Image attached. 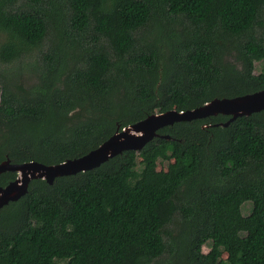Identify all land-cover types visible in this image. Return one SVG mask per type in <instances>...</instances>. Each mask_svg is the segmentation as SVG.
<instances>
[{
  "label": "trees",
  "instance_id": "obj_1",
  "mask_svg": "<svg viewBox=\"0 0 264 264\" xmlns=\"http://www.w3.org/2000/svg\"><path fill=\"white\" fill-rule=\"evenodd\" d=\"M259 61L264 0H0L16 68L0 73V162L61 163L150 114L264 89ZM228 119L31 180L0 210V264H264V110Z\"/></svg>",
  "mask_w": 264,
  "mask_h": 264
},
{
  "label": "water",
  "instance_id": "obj_2",
  "mask_svg": "<svg viewBox=\"0 0 264 264\" xmlns=\"http://www.w3.org/2000/svg\"><path fill=\"white\" fill-rule=\"evenodd\" d=\"M262 110H264V89L234 97L214 98L199 107L185 111L172 109L150 114L144 119L124 127L121 131H116L85 155L67 159L61 163L45 165L31 161L16 164L5 159L0 162V174L5 171H13L17 172V176L7 185L0 186V210L10 202L24 196L31 180L44 179L48 184H52L57 177L91 170L124 150L139 151L154 137L161 136L158 133L159 129L175 122L203 119L222 114L229 116V119L220 125L227 126L239 116H249ZM162 137L168 138L167 135Z\"/></svg>",
  "mask_w": 264,
  "mask_h": 264
},
{
  "label": "rangeland",
  "instance_id": "obj_3",
  "mask_svg": "<svg viewBox=\"0 0 264 264\" xmlns=\"http://www.w3.org/2000/svg\"><path fill=\"white\" fill-rule=\"evenodd\" d=\"M36 52L32 55V58L33 59H36ZM264 65V61H259V62H255V69H254V72L255 73H258L260 71V68ZM4 69H8L10 70L12 73L13 72H16V68H13L12 66H7L6 64H2L0 63V73H3L5 70ZM26 73V72H25ZM157 169L158 170H165L166 169V163L165 162H160L158 163V166H157ZM250 206H251V203L250 202H244L242 204V213L244 215L248 214L249 211H250ZM211 242H207L205 244H203L201 246V252L202 254H207L209 251H210V244ZM215 255L217 256L218 259H224L226 257V253L224 252V250L222 248H219L216 252H214Z\"/></svg>",
  "mask_w": 264,
  "mask_h": 264
}]
</instances>
